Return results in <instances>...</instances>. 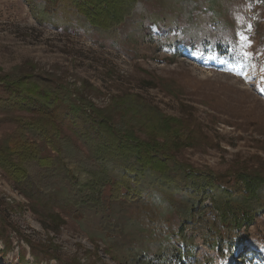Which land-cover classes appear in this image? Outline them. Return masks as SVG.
Here are the masks:
<instances>
[{
    "label": "rangeland",
    "instance_id": "obj_1",
    "mask_svg": "<svg viewBox=\"0 0 264 264\" xmlns=\"http://www.w3.org/2000/svg\"><path fill=\"white\" fill-rule=\"evenodd\" d=\"M212 7L209 0H141L136 13L121 23L116 32L107 35L93 28L84 17L78 19V15L70 14L71 10L66 19L69 24L57 25L49 15L41 16V21L37 19L26 0H0V77L6 73H14L11 80L34 76L20 86L5 84L0 79V98L14 103L17 98L11 91L16 90H27L33 97L37 93L44 98L53 96L52 92H56L47 84L49 78L60 81L78 105H86L83 113L94 120L99 119L95 114L101 111L118 119L123 117L126 122L134 115L128 107L130 101L140 99L137 96L171 117H186L184 105L193 108L192 114L207 132L205 139L200 140L204 144L185 145L177 151L176 164L167 179L150 177L139 185L132 183L147 187L157 199L176 193L174 211L157 219H167L170 222L167 227H172L188 215L190 222L185 224V230L192 231L199 241L194 252L197 261L190 258L188 264H226L232 256L233 264H264V208L253 214L255 220L246 230L248 234L236 255L235 239L225 238L219 245L212 243V238L218 236L219 220L214 217L220 215L215 201L211 206L213 198L192 196L189 189L183 193L188 187L199 191L219 181L232 185L244 176L237 175L239 172H252L264 162V2L234 0L226 16L223 12L212 15ZM138 9L143 14L168 13L181 24H186L189 13L198 14L202 10L208 13L207 18H217L222 25L231 27L227 28L229 34L221 48L209 46L200 54L181 46L172 49L158 36L136 33L135 26L142 14ZM241 33L250 38V47L241 44ZM245 51L250 54L248 58L243 54ZM20 102L13 104L15 108L12 104L0 108V142L18 133L17 117L31 116L25 110H16ZM76 116L79 114L72 117ZM85 125L88 128L92 122ZM88 129L91 135L99 132L98 127ZM258 157L262 160H257ZM185 169L198 175L188 178ZM51 198L49 195L43 200L48 203ZM155 203L163 205L159 200ZM256 203L251 199L249 206ZM135 207L136 219L150 218L146 215L149 206ZM46 213L31 209L29 197L20 192L0 166V214L7 215L4 224L9 233L8 239L0 237V264H37L27 242L18 238L21 235L47 253H40L43 257L39 264H124L115 258L109 245L133 252L139 242L141 226L132 237L116 241L114 234L101 226L104 215L93 211L69 215L58 208L57 224L55 215L52 222L47 220ZM199 215H208L204 221L208 220L214 234L206 232ZM10 240L13 247L8 250L6 242ZM155 253L152 250L150 255Z\"/></svg>",
    "mask_w": 264,
    "mask_h": 264
},
{
    "label": "trees",
    "instance_id": "obj_2",
    "mask_svg": "<svg viewBox=\"0 0 264 264\" xmlns=\"http://www.w3.org/2000/svg\"><path fill=\"white\" fill-rule=\"evenodd\" d=\"M26 1L39 20L41 16L49 15L54 24H69L66 19L71 10L70 14L78 15V19L84 17L93 28L107 35L116 32L118 26L135 14V8L141 4V0ZM209 2L214 5L212 15L223 12L226 16L234 0ZM137 11L142 13L140 9ZM207 14L202 10L198 14L189 13L186 24H181L177 17L168 13L163 16L142 13L135 26L136 33L142 32L144 37L151 38L158 36L167 46L182 44L198 51H205L209 46L221 48L231 24L224 26L217 18H207ZM212 25H216L217 29H213ZM13 74L6 73L0 79L5 84L20 86L34 77L29 74L26 78L21 76L11 80ZM47 80V84H51L56 92H52L53 96L44 98L41 93H37L33 97L27 90L11 91L16 94L17 99L14 100L21 101V106L16 107V110H25L31 116L27 119L17 117L18 133L12 134L8 141L0 142V166L20 192L29 197L31 209L47 211V220L52 222L55 215L56 224L60 221L56 213L58 208L69 215H87L92 211L99 213L104 215L101 226L113 233L116 241L132 237L135 229L141 226L137 238L139 242L134 245L133 252L109 245L115 251V258H120L124 264H188L190 258L196 262L194 242L183 239L185 249L180 251L170 238L173 232L172 227H167L170 222L163 218L157 219L174 211L176 193L157 199L158 196L147 191V187L141 188L132 183L134 181L139 185L150 177L167 179L172 166L176 164L177 151L185 145L204 144L201 143L204 140H200L203 137L205 139L207 132L204 124L192 114L193 108L184 105L188 112L186 117H171L137 96L140 99L130 101L128 107L134 115L129 116L126 122L121 116L122 119H118L110 114L104 115L101 111L95 114L99 119L94 120L83 113L87 106L78 105L60 81ZM7 100L0 98V108H8L10 104L13 106L16 103H8ZM75 114L79 116L73 118ZM87 122H92L88 128L98 127L99 132L91 135L85 125ZM139 132L142 134L139 135ZM257 160L262 158L258 157ZM184 171L189 175L188 178L198 175L190 169ZM245 171L237 174L244 176L238 177L232 185L218 180L219 183L199 191L188 187L183 192L186 194L189 189L192 196H202L201 199L210 196L218 205L221 211L217 217L219 224H216L218 236L212 238L213 244L219 245L225 238L235 239L236 244L243 242L249 226L255 220L253 214L264 208V162L252 172ZM49 195L52 198L45 203L43 198ZM251 199L257 203L249 206ZM157 200L163 205H157ZM143 205L150 207L146 214L150 218L136 219L138 215L135 211L138 209L135 206ZM38 206L40 209H36ZM155 213L158 215H153ZM106 215H109V219ZM5 219L7 215L0 214L2 239H8L9 235ZM187 220L188 215L181 221L186 224L190 222ZM18 238L27 242L37 264L43 257L40 253L47 255L25 236ZM6 247L8 250L13 247L12 240L6 242ZM152 250L156 252L155 255H150ZM22 258H25L24 254Z\"/></svg>",
    "mask_w": 264,
    "mask_h": 264
},
{
    "label": "built area",
    "instance_id": "obj_3",
    "mask_svg": "<svg viewBox=\"0 0 264 264\" xmlns=\"http://www.w3.org/2000/svg\"><path fill=\"white\" fill-rule=\"evenodd\" d=\"M211 206H213V205H212V202H211ZM205 207H206V206H205ZM207 216H208V215H199V218H200L201 223H203V224L206 226V232H208V230H209V225L206 223V221H204L205 218H207ZM186 227H187V225H184V229H183V231H184V235H185L186 237H188V238H194V239H195V236L192 234V231H188V232H187V229L185 230ZM196 240H197V239H196ZM196 240H195V241H196ZM196 243L198 244L199 241L197 240Z\"/></svg>",
    "mask_w": 264,
    "mask_h": 264
},
{
    "label": "snow or ice",
    "instance_id": "obj_4",
    "mask_svg": "<svg viewBox=\"0 0 264 264\" xmlns=\"http://www.w3.org/2000/svg\"><path fill=\"white\" fill-rule=\"evenodd\" d=\"M262 2H264V0H262ZM240 41H241V44L245 47L251 46L250 38L247 37L246 35H244L243 33L240 34ZM243 54H244L245 58H248L250 55L247 51H245Z\"/></svg>",
    "mask_w": 264,
    "mask_h": 264
},
{
    "label": "bare ground",
    "instance_id": "obj_5",
    "mask_svg": "<svg viewBox=\"0 0 264 264\" xmlns=\"http://www.w3.org/2000/svg\"><path fill=\"white\" fill-rule=\"evenodd\" d=\"M240 246H242V244H241ZM255 249L257 250V248H255ZM241 251H242V250H241ZM234 261H235V259L233 258L232 260L228 261V263H226V264H233Z\"/></svg>",
    "mask_w": 264,
    "mask_h": 264
}]
</instances>
